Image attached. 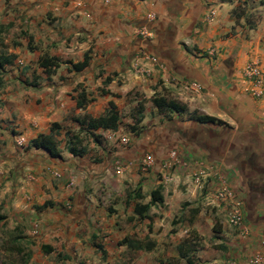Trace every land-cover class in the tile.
Here are the masks:
<instances>
[{"label":"crops","instance_id":"crops-1","mask_svg":"<svg viewBox=\"0 0 264 264\" xmlns=\"http://www.w3.org/2000/svg\"><path fill=\"white\" fill-rule=\"evenodd\" d=\"M6 7L10 27L19 30L12 37L27 48L39 42L38 57L55 56L60 65L49 77L37 67L45 78L40 82L13 80L23 87L13 96L27 97L14 116L10 76L1 83L0 214L28 216L51 247L44 256L60 254L73 264L106 260L105 248L113 245L136 256L152 254L149 264H186L177 250L182 232H201L197 218L206 225L218 218L222 230L215 225L216 235H202L194 264H253L258 252L257 264H264V0H0V12ZM140 28L151 35L138 34ZM14 52L5 66L13 71ZM85 52L88 64L72 69L67 61L82 60ZM252 61L258 62L260 86L247 74ZM79 91L93 98L84 107L76 106ZM154 93L174 98L184 110L159 111ZM138 103L143 119L134 133L129 124ZM112 107L120 121L115 129L87 130L77 120ZM52 122L60 124L61 158L32 147L20 154L11 144L12 127L28 145ZM68 131L91 147L80 156L68 152ZM171 150L177 160L162 169ZM144 157L153 160L147 168L140 164ZM115 161L124 165L123 173L113 171ZM200 171L202 188L193 178ZM221 186L242 200L246 239L235 235L224 208L212 200ZM157 187L162 204H150L141 217L135 204L148 203ZM201 203L210 208L207 214ZM126 238L140 244L131 248ZM147 239L150 250L143 248Z\"/></svg>","mask_w":264,"mask_h":264},{"label":"rangeland","instance_id":"rangeland-1","mask_svg":"<svg viewBox=\"0 0 264 264\" xmlns=\"http://www.w3.org/2000/svg\"><path fill=\"white\" fill-rule=\"evenodd\" d=\"M4 3H10V0H4ZM9 9V10H8ZM10 7H6L4 11L0 12V54L9 55L13 54V49H15V61L13 70L11 68L6 67L2 72H0V79L2 83L6 80L5 78L7 75L10 76V92H11V100H10V115L14 116L15 113L19 111V108L23 101L27 99V97L22 96H13L12 92L17 93L18 90L23 91V87H17L13 83L14 79L22 81L24 77L31 79L33 82H40L44 80V76L41 74L38 66L35 65L37 57L39 55L38 49L42 48L39 42H33L29 48L24 45V42L21 40H15L12 35L19 33L18 29H14V25L10 27ZM10 49H12L10 51ZM30 49H36V53L31 52ZM38 53V54H37ZM2 86V84L0 85ZM123 113L128 114L127 111ZM16 133H11L10 140L11 144L15 147V149L20 153H26L29 149L27 145V138L24 136H20V131L17 130L15 127H12ZM11 131V130H10ZM18 132V133H17ZM18 137H24L25 143L24 145H18L16 139ZM59 142H62L63 138ZM86 149L90 148L89 145L90 141H86ZM91 150H87L90 152ZM21 154V153H20ZM56 175V174H55ZM57 176V175H56ZM208 206L201 203V209L207 214L210 208ZM200 209V211H202ZM189 215V214H188ZM26 220H29V217L26 216H11L10 214H5L3 219L0 221V264H20L22 255H26L28 260V264H52L50 263L53 261V264H73L67 263L66 259L63 258L60 254L53 257L49 255L46 258L44 255V251L42 245H44L42 241V235L39 232V226L34 223H27ZM198 222L199 227H203L202 231L196 235V241L198 243V248L202 245V235L208 234L210 231V235H216L218 232L212 229L214 226H218L219 229L222 230V223L219 221L218 218H215L211 221L209 225L202 223L199 221V218L196 219ZM203 224V225H202ZM159 228L164 229L163 226ZM191 232V231H190ZM190 232H182L184 239H191L194 238V235L190 234ZM146 236V234L144 235ZM169 238V237H168ZM13 243L15 246H19L22 248V252H18L16 249H10V245ZM209 248H213V244L210 242L208 244ZM107 251V258L106 260L100 259H93L91 261H81L76 264H149V261L153 260V256L150 253L143 252L141 254L137 253V256L130 252L128 249L120 248L118 246L113 245L112 247L105 248ZM166 249H164V252ZM61 253V252H60ZM166 253V252H165ZM161 254V252H160ZM199 255V252H198ZM141 261V263L139 262ZM201 261V260H200ZM198 262L203 263V262Z\"/></svg>","mask_w":264,"mask_h":264},{"label":"trees","instance_id":"trees-1","mask_svg":"<svg viewBox=\"0 0 264 264\" xmlns=\"http://www.w3.org/2000/svg\"><path fill=\"white\" fill-rule=\"evenodd\" d=\"M89 61V56L87 52L84 53V57L82 60L72 62L67 61L70 64V67L74 70H81L83 69ZM12 63V57L9 55L0 54V72L5 69L7 64ZM60 65V61L57 57L48 55L46 53L41 54L37 59V66L41 67L43 72L49 77L55 73L56 68ZM2 83L0 79V84ZM108 92V91H104ZM109 93V92H108ZM93 100V98L86 97V93L84 91H79L76 97V106L77 107H84L88 102ZM151 101L153 105L159 111H174V112H181L184 110V105L179 103L174 98L167 97L165 95L154 93L151 97ZM143 110L144 105L142 103H138L137 106L131 113L132 116V124H129L130 130L134 133L139 131V124L142 122L143 119ZM204 119L205 117H200ZM79 124L84 127V129L91 130L96 128H110L115 129L118 125L119 121V114L115 107L108 109L103 115L98 117H92L89 115H84L81 118H77ZM60 129V124L58 122H52L50 126V131L48 133H39L36 137L30 139L28 142V146L36 149H42L46 151L51 157L53 158H61V151L58 147L57 141V134ZM83 137L78 134H71L69 131L66 134V149L68 152L73 154L74 156H80L85 152V146H83ZM151 199L146 204H141L137 202L135 204V212L138 213L141 217L147 216L146 210L149 208L150 204L157 202L158 204H162L163 196L160 191V187H157L151 191ZM139 193H136L135 196H139ZM4 215L0 214V221L3 219ZM216 227L214 226V229ZM190 234L194 235V238L197 235V232L192 230ZM128 241V244L133 246L139 245L138 241L134 242L128 238L124 239V241ZM198 243L193 238L191 239H183L179 245L177 246L178 254L180 257L184 258L186 264H194L196 257L195 252L198 250ZM153 246L152 240L147 239V242L144 244V249L150 250ZM44 252H50L51 247L49 245H42ZM10 249H16L18 252H22V248L19 246L10 245ZM20 264H28V260L26 255H22ZM168 264H172V262L168 261ZM7 264V263H6ZM177 264V263H175Z\"/></svg>","mask_w":264,"mask_h":264},{"label":"built area","instance_id":"built-area-1","mask_svg":"<svg viewBox=\"0 0 264 264\" xmlns=\"http://www.w3.org/2000/svg\"><path fill=\"white\" fill-rule=\"evenodd\" d=\"M214 15H215V10L212 8L209 10L206 18L208 20H211ZM148 17L153 18L154 13H149ZM138 34L149 37L151 35V32L147 28H140L138 29ZM257 65H258L257 61H252L246 67L247 74L249 75V78L253 81L254 86H260L262 82L260 78V71L258 70ZM188 85L191 86L192 89L196 91L200 89L199 85L195 82L188 83ZM256 92L257 94L261 93L259 89H257ZM122 140L124 142H127L126 137H123ZM16 142L18 145L22 146L25 143V139L24 137H18L16 139ZM169 155H170L171 160H169L168 162L166 161L162 163L161 165L162 169H165L167 164L169 165V164H173L174 162H176L177 160L176 151L171 150ZM152 163H153V160L150 157H144L140 160V164L141 166H143V168L149 167L150 165H152ZM124 170H125V167L121 162L119 161L114 162L113 171L115 173L117 174L123 173ZM55 174L58 175V173H55ZM204 177L205 175L203 171H200L194 174V177H193L194 182L198 188L203 187ZM162 179L164 181H169L170 177L169 175L163 173ZM69 184H72V181H70ZM212 200L214 201V203H218L224 208L227 221L229 225L232 227L235 235L239 239H246L249 235L250 228L247 225L246 220H245V216H244L243 209H242V200L235 194V192L231 188L227 186H221V187L216 188L213 191ZM263 248H264V238L261 239L260 241V250ZM259 253L260 252H258V254H256L251 260L253 264H257L260 262L261 257ZM229 264H235V262L231 260Z\"/></svg>","mask_w":264,"mask_h":264}]
</instances>
